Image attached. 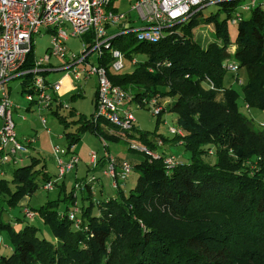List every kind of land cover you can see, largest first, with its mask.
<instances>
[{"label": "trees", "instance_id": "1", "mask_svg": "<svg viewBox=\"0 0 264 264\" xmlns=\"http://www.w3.org/2000/svg\"><path fill=\"white\" fill-rule=\"evenodd\" d=\"M215 4L226 12L222 20L219 13L201 18L199 11L184 23L167 26L156 42L140 41L132 29L115 26L119 31L109 33L110 47H103L97 58V64L106 68L114 85L127 92L136 91L130 103L145 106L154 96L171 98L168 108L156 116L162 119L165 112L176 113L183 135L174 134L169 139L142 131L137 136L136 126L121 129L97 115L99 80L91 116L77 113L73 107L68 117L61 116L60 96L51 92L52 102L57 103L52 112L64 125L67 147H74V152L81 136L93 131L106 141L137 136L150 151L166 143L181 144L189 160H178L169 166L165 153L154 158L142 151L143 160L134 166L127 161L132 169L140 171L134 187L128 193L120 188L115 195L94 200L97 177L78 178L75 188L66 192L67 174L60 177L58 172L54 177L47 170L37 169L41 159L35 156H31L29 164L15 168L8 178L5 165L30 156L11 157L0 166V264H264V122L255 127L239 109L240 92L223 84L226 64L233 58L239 68L249 73L242 87L244 102L264 110V3L252 7L248 19L244 18L247 11L239 0ZM231 19L237 25L234 43L229 37ZM212 20L215 34L222 41L211 40L205 46L195 40L193 30L201 21ZM84 38L86 43L93 42L92 34ZM114 50L131 61L137 54H143L145 59L138 61L132 72H116L112 69ZM34 51L33 43L24 70L34 69ZM48 67L52 65L45 64L40 74L51 87L59 80L46 79ZM19 78L22 93H38L32 72ZM81 90L82 87L72 99L83 95ZM102 121L115 129L105 132ZM19 140L30 152L33 140ZM106 148V153L113 155L108 144ZM113 156L120 170L124 161ZM106 162L108 166L105 154L96 161L95 169ZM39 177L46 190L59 189L57 199L34 209L50 227L54 241L40 236L39 228L30 223L17 229L22 218L15 217L16 224L2 218L6 207L19 205L25 213L36 215L23 202L28 203L40 188ZM49 182L52 189L45 187ZM76 188L90 199L88 205H77ZM61 203H66L64 209ZM3 248L12 251L6 254Z\"/></svg>", "mask_w": 264, "mask_h": 264}, {"label": "built area", "instance_id": "2", "mask_svg": "<svg viewBox=\"0 0 264 264\" xmlns=\"http://www.w3.org/2000/svg\"><path fill=\"white\" fill-rule=\"evenodd\" d=\"M221 1L137 0L133 9L138 12L144 25L141 28H132L133 26H130L128 22L119 25L122 15L109 9L112 0H0V115L4 118L3 128L0 130V146L3 153L6 152L5 155L0 156V166L11 157L27 156L29 153L28 146L17 137L12 115L15 103L6 86L9 81L32 72L35 75L34 86L38 93L36 95L27 94L28 99L31 102L51 104L53 101L51 92L60 94L63 90L74 88L75 81L70 71H73L76 80L83 75L85 78L97 75L99 80L97 115L121 129L131 130L136 122L134 112L126 106L132 100L131 95L121 86L111 82L104 66L89 62L93 54L98 58L103 53V47H110L108 42L111 37L108 29L112 26H118L126 31L132 29L137 33L138 40L156 42L163 37L167 26L184 23L206 6ZM239 1L243 3L242 8L245 11H250L252 7L264 3V0ZM124 18H126L125 15ZM42 29L53 35L48 49L49 55L47 53L44 57L37 59L34 69L24 70L23 66L34 43V37L40 34ZM87 34L93 35V42L86 43L81 53L69 55L66 60L69 63L63 69L61 68L67 72L50 87L44 76L40 74L46 62H49L52 56L66 58V42L71 37L82 38ZM124 57L121 51H113L112 69L114 71L119 72L125 68ZM81 63L86 65L84 70L79 69ZM137 63L136 58L132 59V64ZM226 67L227 70L234 72L239 70L237 62L229 61ZM54 70L60 69H50L49 72ZM63 79L66 84L62 82ZM149 106L154 115H159L163 111L157 98L151 99ZM247 107L249 108L248 104ZM43 122H45L44 118ZM171 132L183 135V130L179 128L171 129ZM53 151L60 177L72 171L79 162L74 147L55 146ZM141 151L154 158L161 156L160 153H154L146 147ZM90 156L91 161L96 163V153L92 152ZM106 157L108 159L107 172L113 177L116 186L119 180L128 178L132 165L124 161L120 170H117L114 156L106 153ZM176 162L174 157L165 160L166 165L169 166ZM45 187L52 189V182L46 184ZM71 217H74V212Z\"/></svg>", "mask_w": 264, "mask_h": 264}, {"label": "rangeland", "instance_id": "3", "mask_svg": "<svg viewBox=\"0 0 264 264\" xmlns=\"http://www.w3.org/2000/svg\"><path fill=\"white\" fill-rule=\"evenodd\" d=\"M137 0H114L113 6L118 15H122V18L119 19V25L130 22L133 23V26L136 28H141L144 25V22L140 19L138 12L133 9ZM261 1V0H260ZM202 16L201 18H205L210 16L211 14H218L219 19L222 20L226 16V12L221 10L219 4H211L201 10ZM124 15L126 18H124ZM250 11L244 13V18L248 19L250 17ZM215 21L212 20L210 22L201 21L198 26H196L193 30L194 38L196 41L200 42L202 45H207L211 40L221 42L222 40L216 36L214 30ZM119 28L110 27L108 32L110 34L117 33ZM237 35V25L233 24L232 19L229 21V37L232 43L235 42ZM52 33L47 32L42 29L40 34L35 35L34 37V49H35V57L40 59L44 57L48 53V48L51 45ZM76 38L71 37L66 42L67 48V57H56L52 56L49 62H46V65H52V67H48L47 69H60L50 71L46 74V79L50 81L56 82L60 80L64 74L67 72L66 70H61V65L66 62L69 55L73 53L79 54L84 48L87 40L84 38ZM85 42V43H84ZM49 55V53L47 54ZM136 59L138 61L144 60L145 57L143 54H137ZM89 62L97 64L96 55L93 54L89 58ZM125 68L120 70V72H132L135 68V65L132 64V61L129 58L124 57ZM230 62H236L233 58ZM85 65L81 64L79 67L80 70H84ZM71 77L75 81L73 84H80V87H76L69 90H63L59 96L62 101V106L59 109L61 116L68 117L69 108L73 107L76 109L77 113L85 114L87 116H91L94 112V94L96 91V84L98 82V76L92 75L89 78H85L83 75L79 80L75 79V74L73 71H70ZM249 79V73L245 68H239L237 72L232 70H227L225 78H224V86L225 87H233L240 92L239 97V109L240 111L253 120V124L255 127H260V123L264 122V110H261L256 107H247L248 103L244 102L242 98V87L247 84ZM21 82L22 78H16L6 85L7 90L11 96V99L15 103V107L12 110V115L14 122L16 124V133L18 139L24 140L28 142V139H32V148L28 153L30 157H23L22 161H18L16 163L10 162L5 165V169L7 170V176L12 177V172L15 168L19 166H23L30 163L31 156H35L41 159V163L37 166V169H44L54 177L58 175V165L56 162V157L53 151V147H67L69 144L68 139L64 136L65 127L60 122L57 116L54 115L52 110H55L57 107L56 101L52 102V109L49 108V104L46 102H31L26 94L21 92ZM64 84H66L65 79L62 80ZM82 85V86H81ZM208 86V85H207ZM83 95L72 99V95L77 93L78 89H81ZM136 91L129 90V94L131 97H134ZM156 96L152 97L155 98ZM158 98V103L162 105L163 109H167L169 103L172 101L169 97H156ZM145 99V98H144ZM145 102H142L141 105H144ZM249 105V104H248ZM130 109L134 112L136 117V135L138 136L140 132H146L150 134H160L164 137H168L169 139L174 138V134L171 132V129L179 128L177 124V114L174 112H165L162 115V119L158 116L154 115L150 106L146 104L145 106H140L136 101L130 104ZM43 117L47 120V123L44 124L42 119ZM4 118L0 115V130L3 128ZM102 128L105 132H110L115 128L109 124H106L105 121H102ZM71 132L72 130L69 129ZM137 136H131L129 138H121L118 141H106L103 140L102 137L95 134L93 131H88L84 133L80 140L75 145V152L79 157V163L76 168H74L70 173H68L65 177V182L67 184V191H72L77 185L78 178H89L97 177L98 183L95 184L94 187V196L93 199H104L108 196L115 195L119 193V189H124L125 193H128L129 190L134 187L136 184L138 177L140 175L139 169L133 168L129 177L126 180H120L119 185H114L113 177L107 172L108 166L98 164V168L95 169L96 165L91 161L90 154L92 152L96 153L97 160H100L107 151L106 145L108 144V151L113 155H117L119 158L123 160L129 161L133 166L144 159L145 154L141 151L144 148L145 142L139 139ZM132 147V148H131ZM159 149V150H158ZM153 151L154 153H165L169 157H174L176 161L179 162H187L189 160V155L185 153L184 148L181 144H163L162 148H158ZM6 152H1L0 146V156L5 155ZM23 156V155H22ZM214 161L215 158L213 157ZM38 183L40 184V188L30 197V201L23 202L25 206H28L31 210H33L34 214L30 215L28 212H24L25 208L20 205L15 208L6 207L2 218L5 221H12L15 223L16 218L19 217L24 219L19 225L17 224V229L22 228L26 223L33 224L39 228V234L42 237L47 238L48 240L54 241V235L50 229V227L42 221V219L38 216L34 209H38L41 205L45 204L48 201L57 199L59 197V189L55 187L53 190H46L44 188L42 179L38 178ZM75 194L77 195V205L83 206L88 205L90 199H85L86 194H84L82 189H75ZM65 195L61 194L63 198ZM85 197V198H84ZM68 204V203H67ZM72 204V203H70ZM66 203H61V209H64ZM74 205L72 204L71 208ZM26 214H28L26 218ZM16 224V223H15ZM2 243L7 244V236L4 234ZM10 248H3V253H11Z\"/></svg>", "mask_w": 264, "mask_h": 264}, {"label": "crops", "instance_id": "4", "mask_svg": "<svg viewBox=\"0 0 264 264\" xmlns=\"http://www.w3.org/2000/svg\"><path fill=\"white\" fill-rule=\"evenodd\" d=\"M113 1H114V0H112L109 9H111V8L114 9ZM112 9H111V10H112ZM113 11L115 12L116 10H113ZM129 25H130V26H133V23H130V22H129ZM114 27H115V26H114ZM133 27H135V26H133ZM135 28H136V27H135ZM82 38H83V41H85V40H84V37H82ZM89 61H90V60H89ZM66 62H67V61H66ZM66 62H65V63H66ZM91 63H92V62H91ZM63 64H64V63H63ZM81 64H84V63H81ZM81 64L79 65V67L81 66ZM84 65H85V64H84ZM63 67H64V66H62L61 68L63 69ZM85 67H86V65H85ZM85 67H84V68H85ZM62 69H61V70H62ZM96 86H97V84H96ZM76 87H78V85L74 84V88H76ZM58 95H59V94H58ZM94 95H95V94H94ZM56 104H57V103H56ZM130 104H131V103L129 102V103L127 104V107H130ZM116 158H117L118 161H127V160H123L122 158H119L117 155H116ZM105 159H106V158H105ZM105 161H106V160H105ZM103 165H104V166L107 165V162H106L105 164H103ZM77 166H78V165H77ZM8 178H9V177H8ZM53 178H54V177H53ZM64 180H65V178H64ZM62 181H63V180H62ZM62 181H61V182H62ZM66 188H67V184H66ZM32 215H33V214H32Z\"/></svg>", "mask_w": 264, "mask_h": 264}]
</instances>
